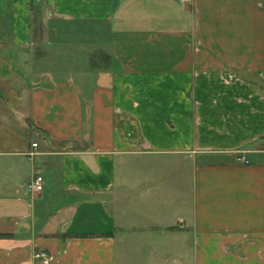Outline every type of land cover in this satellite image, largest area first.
<instances>
[{"label":"crops","instance_id":"obj_1","mask_svg":"<svg viewBox=\"0 0 264 264\" xmlns=\"http://www.w3.org/2000/svg\"><path fill=\"white\" fill-rule=\"evenodd\" d=\"M0 236V264H264V0H0Z\"/></svg>","mask_w":264,"mask_h":264},{"label":"built area","instance_id":"obj_2","mask_svg":"<svg viewBox=\"0 0 264 264\" xmlns=\"http://www.w3.org/2000/svg\"><path fill=\"white\" fill-rule=\"evenodd\" d=\"M183 2H189L190 0H182ZM34 147H37V144L34 145ZM34 154H31L33 156ZM239 162H243L244 164H249L248 160L245 157H239ZM31 188L36 192H42L44 189V180L42 177L38 176L35 181L33 182ZM48 257V254L46 253H38L36 255L37 259H46Z\"/></svg>","mask_w":264,"mask_h":264},{"label":"trees","instance_id":"obj_3","mask_svg":"<svg viewBox=\"0 0 264 264\" xmlns=\"http://www.w3.org/2000/svg\"><path fill=\"white\" fill-rule=\"evenodd\" d=\"M1 237V236H0ZM4 237H9V236H4Z\"/></svg>","mask_w":264,"mask_h":264},{"label":"rangeland","instance_id":"obj_4","mask_svg":"<svg viewBox=\"0 0 264 264\" xmlns=\"http://www.w3.org/2000/svg\"><path fill=\"white\" fill-rule=\"evenodd\" d=\"M134 264V263H133Z\"/></svg>","mask_w":264,"mask_h":264}]
</instances>
